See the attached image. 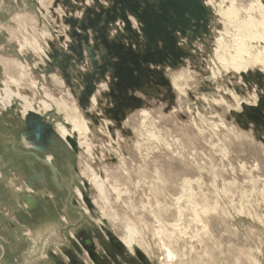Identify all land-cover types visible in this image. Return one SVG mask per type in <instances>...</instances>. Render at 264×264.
Segmentation results:
<instances>
[{
  "label": "rangeland",
  "instance_id": "1",
  "mask_svg": "<svg viewBox=\"0 0 264 264\" xmlns=\"http://www.w3.org/2000/svg\"><path fill=\"white\" fill-rule=\"evenodd\" d=\"M198 1L0 0V264H264V0Z\"/></svg>",
  "mask_w": 264,
  "mask_h": 264
},
{
  "label": "bare ground",
  "instance_id": "2",
  "mask_svg": "<svg viewBox=\"0 0 264 264\" xmlns=\"http://www.w3.org/2000/svg\"><path fill=\"white\" fill-rule=\"evenodd\" d=\"M233 2H234V0H231L229 2L231 9H233V4H234ZM234 8H235V6H234ZM259 9H261V8L259 7ZM259 11H261V10H259ZM235 14L236 13L235 12L233 13L231 10H228V12L220 13V15L222 17H227V18L229 16L235 15ZM249 25L250 26H249V28H247V30L245 28L238 30L237 38H239V39H238L237 47L235 48V51H236L235 55L231 56L229 61L220 60L222 66L226 70L231 68V69H234L235 71L238 72L240 70H246L249 67V65L250 66H252V65L263 66L264 65V49L263 48L261 49V53H259L258 56H252V54L249 52V48L247 46L248 44L246 43L247 40L249 42L251 41L250 43H253V42H256L257 44H259L258 42L264 43V21H260L258 23L251 22V24H249ZM251 45H253V44H251ZM245 57H247V60L245 59ZM263 69H264V67H263ZM261 71H263V70H261ZM67 115L69 116V114H67ZM69 122L72 124L71 125V127H72L71 132L73 133V131H75L77 133V136H78L77 139H79L78 143L82 146L83 144H85V141L84 140L82 141L81 138L83 136H86L85 134L88 132L85 120H83L81 117H79V115L76 114L74 117H72V118L70 117ZM58 130H59L60 137L62 139L66 140V139L70 138L66 128L59 127ZM87 138H88V136H87ZM131 245H132V241H129L127 246L131 247Z\"/></svg>",
  "mask_w": 264,
  "mask_h": 264
},
{
  "label": "water",
  "instance_id": "3",
  "mask_svg": "<svg viewBox=\"0 0 264 264\" xmlns=\"http://www.w3.org/2000/svg\"><path fill=\"white\" fill-rule=\"evenodd\" d=\"M158 4L160 7V10H162L164 13H166V9L165 7L168 5L170 7H172V9L174 10V12L176 13V15L178 14V9L180 10V12L183 11H187L189 12L191 15L193 14L192 12H190V10H194L195 12L202 13L204 10L200 4V2L197 0H174V2L172 0H158ZM179 12V13H180ZM192 17H194L195 19H198V16H194L192 15ZM146 27L147 29L149 28V35L150 37L155 34L157 36H166L168 38V40H170V34L168 33V31L166 30V28L164 27V25L162 24L163 19L160 17L158 18L157 16L153 17V22H150L148 19L146 20ZM146 61H151L152 63L155 62L154 59H147ZM159 63L162 62L161 59H158ZM137 63V60H136ZM138 64V63H137ZM137 86V83H136ZM69 143L72 147H74L75 143L74 141H72L71 139H69ZM117 247L120 249V246L117 245ZM89 255L91 257V259H93L94 261H97L98 256L96 255V253L89 251ZM137 257L139 258L140 261H142L143 263H145V259L139 254L137 253Z\"/></svg>",
  "mask_w": 264,
  "mask_h": 264
},
{
  "label": "flooded vegetation",
  "instance_id": "4",
  "mask_svg": "<svg viewBox=\"0 0 264 264\" xmlns=\"http://www.w3.org/2000/svg\"><path fill=\"white\" fill-rule=\"evenodd\" d=\"M31 128L33 129V133L35 135V139L40 140L42 137H45L49 128L39 125L38 123H30Z\"/></svg>",
  "mask_w": 264,
  "mask_h": 264
}]
</instances>
